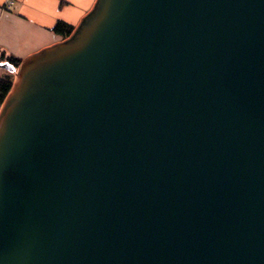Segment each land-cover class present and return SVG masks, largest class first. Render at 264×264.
<instances>
[{
    "label": "water",
    "instance_id": "95a60500",
    "mask_svg": "<svg viewBox=\"0 0 264 264\" xmlns=\"http://www.w3.org/2000/svg\"><path fill=\"white\" fill-rule=\"evenodd\" d=\"M0 264H264V0H96L23 60Z\"/></svg>",
    "mask_w": 264,
    "mask_h": 264
},
{
    "label": "crops",
    "instance_id": "0c3cea01",
    "mask_svg": "<svg viewBox=\"0 0 264 264\" xmlns=\"http://www.w3.org/2000/svg\"><path fill=\"white\" fill-rule=\"evenodd\" d=\"M96 0H0V47L20 58L51 46L63 37L53 32L58 21L76 28Z\"/></svg>",
    "mask_w": 264,
    "mask_h": 264
},
{
    "label": "trees",
    "instance_id": "16d2710c",
    "mask_svg": "<svg viewBox=\"0 0 264 264\" xmlns=\"http://www.w3.org/2000/svg\"><path fill=\"white\" fill-rule=\"evenodd\" d=\"M75 28L63 21H58L53 27V32L61 35L63 39L68 38ZM0 63H9L15 67V71H9L4 68H0V108L4 103L7 95L13 87L15 81V72L19 68L22 60L12 55H7L0 47Z\"/></svg>",
    "mask_w": 264,
    "mask_h": 264
},
{
    "label": "rangeland",
    "instance_id": "374dc122",
    "mask_svg": "<svg viewBox=\"0 0 264 264\" xmlns=\"http://www.w3.org/2000/svg\"><path fill=\"white\" fill-rule=\"evenodd\" d=\"M65 40V39H63ZM62 41V40H61ZM19 68L17 69V71L15 72V79H16V75H17V72H18ZM1 72V71H0Z\"/></svg>",
    "mask_w": 264,
    "mask_h": 264
}]
</instances>
